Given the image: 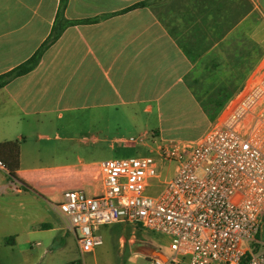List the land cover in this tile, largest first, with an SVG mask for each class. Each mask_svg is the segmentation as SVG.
<instances>
[{
  "label": "crops",
  "instance_id": "obj_1",
  "mask_svg": "<svg viewBox=\"0 0 264 264\" xmlns=\"http://www.w3.org/2000/svg\"><path fill=\"white\" fill-rule=\"evenodd\" d=\"M141 2L149 5L124 12ZM60 5L61 0H0V76L27 61L55 24L66 26L34 71L0 88V143L25 141V127L53 128L67 113L88 114L102 141L116 126L144 135L149 120L157 123L159 137L165 121L202 109L195 98L198 87L232 81L246 68L251 73L264 47V0H67L59 20ZM246 79L240 77L239 88ZM209 124L185 141L199 139ZM116 143L112 140L111 147ZM74 160L46 168L20 164L5 174L1 189L49 196V202L43 200L49 204L44 215L52 221L40 223L41 230L75 235L55 207L67 190L96 195L103 184L91 190L94 181L102 182L98 164L78 153ZM24 221L15 217L8 245L33 246L35 230Z\"/></svg>",
  "mask_w": 264,
  "mask_h": 264
},
{
  "label": "built area",
  "instance_id": "obj_2",
  "mask_svg": "<svg viewBox=\"0 0 264 264\" xmlns=\"http://www.w3.org/2000/svg\"><path fill=\"white\" fill-rule=\"evenodd\" d=\"M159 142L149 156L98 164L100 194L64 192L55 210L81 255L103 245L101 227L126 224L167 236L178 264H264V55L199 139ZM0 171L9 174L2 161Z\"/></svg>",
  "mask_w": 264,
  "mask_h": 264
},
{
  "label": "rangeland",
  "instance_id": "obj_3",
  "mask_svg": "<svg viewBox=\"0 0 264 264\" xmlns=\"http://www.w3.org/2000/svg\"><path fill=\"white\" fill-rule=\"evenodd\" d=\"M262 48L264 49L263 46ZM253 61L256 62L255 52ZM249 62H251V57ZM249 74L250 71L246 78ZM180 115V118L176 120L165 121L164 126L159 128L163 132L159 137L156 134L157 123L149 120L150 127L146 130L149 136L146 144L128 148L123 143H116L114 147H111V141L114 139L127 140L131 137L137 139L141 133L138 134L139 132L128 127L116 126L109 130L108 140L102 141L103 136H98L96 129L90 127V121L87 120L90 117L88 114L75 116V114L67 113L64 114L62 121L56 120L53 128L48 129L37 125L23 129L25 141L20 142L22 152L20 164L22 168H46L73 162L77 153L84 157L85 161L95 164L108 160L149 156L151 155L150 148H156L155 141L159 144L160 139L189 140L201 134L209 122L200 108ZM76 117H82V122L77 121L76 123ZM96 137L101 140L95 142ZM172 174L173 168L166 167L161 171L163 178L170 177ZM6 178L8 177L5 173L0 171L1 264H71L76 261L82 264H154L157 258L152 255L155 253H150L151 250L161 252L166 256L165 259L160 260L162 264H178L171 260L174 254L170 250V240L167 236L151 231L145 232L126 224L101 227L98 235L102 236L103 245L93 253L82 256L73 233L63 236L62 232L41 230L40 223L52 221L44 215L49 210V204L45 201L49 202L51 198L46 196L45 200L42 199L44 196L30 193L18 195L11 189L3 191L1 186L7 183ZM101 188V181H94L90 187L91 190ZM18 215L25 219L24 227L29 226L30 230H35L31 236L32 247L19 248L2 242L3 237L14 235L12 234L13 227L17 228V226H13L12 222ZM37 243L41 245L36 246Z\"/></svg>",
  "mask_w": 264,
  "mask_h": 264
},
{
  "label": "trees",
  "instance_id": "obj_4",
  "mask_svg": "<svg viewBox=\"0 0 264 264\" xmlns=\"http://www.w3.org/2000/svg\"><path fill=\"white\" fill-rule=\"evenodd\" d=\"M67 0H61V5L59 7L57 18L60 20L65 8ZM149 5V2L138 3L131 8H128L126 11H130L136 8L146 7ZM66 26L60 25L58 22L57 25L53 27V30L47 40L41 45V47L23 64L19 65L9 73L0 76V88H3L13 79L25 76L32 71H34L40 64L43 55L45 52L55 44L58 39L61 37L65 30ZM264 49L262 45L259 47V58L264 55ZM256 53V49H254ZM246 54V52H245ZM247 65L246 55H245V66ZM246 68V67H245ZM253 68V65L248 67L249 70ZM248 71L244 73L238 72L233 74L232 81H218L214 82L206 90H202L203 87H198L195 90V98L199 105L201 106L203 112L206 114L210 122H215L221 111L227 104V102L232 98V96L237 92L239 85L241 84L240 77L244 79L247 76ZM20 152H21V143L20 141H7L0 143V161L4 163L9 174H6L8 177L20 169ZM13 237L6 239L7 244H11ZM1 264V263H0ZM71 264H82L80 261L73 262ZM244 264V263H243Z\"/></svg>",
  "mask_w": 264,
  "mask_h": 264
},
{
  "label": "water",
  "instance_id": "obj_5",
  "mask_svg": "<svg viewBox=\"0 0 264 264\" xmlns=\"http://www.w3.org/2000/svg\"><path fill=\"white\" fill-rule=\"evenodd\" d=\"M151 251H152L151 254L155 253V254H152V255L155 256V258H157L158 260H163V259L166 258V256L163 253H161V252H155L154 250H151Z\"/></svg>",
  "mask_w": 264,
  "mask_h": 264
},
{
  "label": "flooded vegetation",
  "instance_id": "obj_6",
  "mask_svg": "<svg viewBox=\"0 0 264 264\" xmlns=\"http://www.w3.org/2000/svg\"><path fill=\"white\" fill-rule=\"evenodd\" d=\"M144 249H146V248H144ZM150 253H151V252H150ZM150 253H149V254H150Z\"/></svg>",
  "mask_w": 264,
  "mask_h": 264
}]
</instances>
